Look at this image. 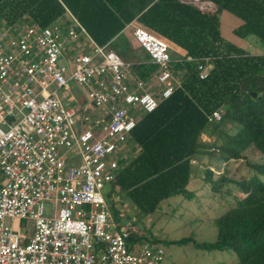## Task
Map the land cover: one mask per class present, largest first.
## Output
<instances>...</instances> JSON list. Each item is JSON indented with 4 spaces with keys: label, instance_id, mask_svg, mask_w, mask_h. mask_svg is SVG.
<instances>
[{
    "label": "built area",
    "instance_id": "1",
    "mask_svg": "<svg viewBox=\"0 0 264 264\" xmlns=\"http://www.w3.org/2000/svg\"><path fill=\"white\" fill-rule=\"evenodd\" d=\"M131 36L156 65L146 79L75 18L0 29V264L163 263V245L129 241L137 227L116 222L104 195L138 119L180 84L165 39L140 25ZM210 67L198 63L199 77Z\"/></svg>",
    "mask_w": 264,
    "mask_h": 264
},
{
    "label": "trees",
    "instance_id": "2",
    "mask_svg": "<svg viewBox=\"0 0 264 264\" xmlns=\"http://www.w3.org/2000/svg\"><path fill=\"white\" fill-rule=\"evenodd\" d=\"M78 1V8H73L68 0H0V20L7 27L21 22L46 26L62 19L68 8L97 44L114 41L126 58L123 46L129 41L121 31L131 20L127 11L135 3ZM211 1L216 5L213 12L179 0L140 3L137 25L165 39L171 52L182 57L173 65L181 73L180 84L138 119L130 133L135 152L128 159L119 158L104 195L109 204L120 191L144 214L173 195L191 200L197 192L189 187L196 175L193 161L199 159L202 180L213 192L229 184L238 190L232 193V204L213 219L216 238L199 241L189 234L160 240L137 230L128 240L190 243L203 251H232L236 264H264V0ZM228 20H236L230 32L224 28ZM251 35L261 52L243 46ZM187 55L192 59H185ZM206 62L211 67L200 78L198 63ZM132 69L146 79L156 65L147 54L132 61ZM214 110H221L220 118L208 121ZM202 134L213 139L205 140ZM247 149L257 151L260 158L246 159L250 169L246 178L218 173L201 159L239 160ZM225 191L230 193V187ZM113 218L122 224L115 207Z\"/></svg>",
    "mask_w": 264,
    "mask_h": 264
},
{
    "label": "rangeland",
    "instance_id": "3",
    "mask_svg": "<svg viewBox=\"0 0 264 264\" xmlns=\"http://www.w3.org/2000/svg\"><path fill=\"white\" fill-rule=\"evenodd\" d=\"M224 21L223 18H221ZM228 24L224 26L225 30L231 31L236 25V20H228ZM26 23H18V27L24 26ZM7 26L0 20V29ZM129 46H123L126 58L120 54L118 48L115 47L113 41L108 45L111 49L116 51L124 60L133 61L147 56L146 51L138 47L128 37ZM117 42V41H116ZM243 46L252 53L261 52L257 47L254 36H249L248 42L245 41ZM121 51V50H120ZM173 51V50H172ZM174 55L176 53H173ZM74 91H79L82 100L80 104L87 102L83 96V90L75 87ZM74 105V104H73ZM205 140H212L213 137H208L206 134L201 136ZM134 149L130 141L124 147L125 158H130L134 154ZM201 158V157H200ZM260 155L253 149H247L244 152V158L239 160H230L228 162L203 157L208 165H210L218 173L224 172L228 176L235 179L248 177L250 169L246 161L259 160ZM247 159V160H246ZM201 161L197 159L193 161V169L196 173L195 179L189 185L190 188H195V196L191 199L182 198L180 195H173L168 199L163 200L157 209L151 213H142L135 205H133L129 198L123 195L120 191L115 192L111 197L110 209L113 213L115 207L118 211V220L121 223L132 222L138 228V231L147 233L152 238L158 239H175L182 236L193 234L199 241H211L216 238L217 229L213 219L232 202V193H237L238 190L233 184L224 185L220 192H213L208 185H205L202 180L203 166ZM230 187V193H226V189ZM114 206V207H113ZM50 202H45V210L49 212ZM9 222V221H8ZM14 223L20 227L30 226L31 224L25 220H14ZM165 250V257L162 264H236L237 257L232 251H203L195 248L192 244H163Z\"/></svg>",
    "mask_w": 264,
    "mask_h": 264
},
{
    "label": "crops",
    "instance_id": "4",
    "mask_svg": "<svg viewBox=\"0 0 264 264\" xmlns=\"http://www.w3.org/2000/svg\"><path fill=\"white\" fill-rule=\"evenodd\" d=\"M73 8H78V4H79V1L78 0H68ZM114 2H120V3H135L130 9L129 11H127V15H131V20L129 22H127L125 24V26L123 27L121 33L124 34L126 36V38L128 39V37H131L132 39V36H131V29L133 28V26L137 25V21H136V18H137V10L139 9L140 7V3L143 2V1H146V0H112ZM67 10V13L63 16V17H60V18H64V17H69V18H77L75 15H73L71 13V11L66 8ZM226 13V12H225ZM233 17V16H232ZM88 33V32H87ZM132 41L134 42V40L132 39ZM135 43V42H134ZM136 44V43H135ZM137 45V44H136ZM138 46V45H137ZM139 47V46H138ZM134 61V60H133ZM132 62V61H130ZM195 179V178H194Z\"/></svg>",
    "mask_w": 264,
    "mask_h": 264
}]
</instances>
